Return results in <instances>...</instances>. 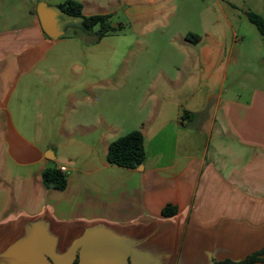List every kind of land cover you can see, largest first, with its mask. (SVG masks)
Returning a JSON list of instances; mask_svg holds the SVG:
<instances>
[{"label": "crops", "instance_id": "1", "mask_svg": "<svg viewBox=\"0 0 264 264\" xmlns=\"http://www.w3.org/2000/svg\"><path fill=\"white\" fill-rule=\"evenodd\" d=\"M40 1L0 0V264H213L264 248V85L215 93L228 65L208 43L207 90L161 74L140 127L145 161L112 164L105 84L74 72L75 41L66 27L46 34ZM79 101L83 121L71 114ZM53 166L65 167L64 189L43 181Z\"/></svg>", "mask_w": 264, "mask_h": 264}, {"label": "rangeland", "instance_id": "2", "mask_svg": "<svg viewBox=\"0 0 264 264\" xmlns=\"http://www.w3.org/2000/svg\"><path fill=\"white\" fill-rule=\"evenodd\" d=\"M41 1L60 4L65 0ZM78 1L87 15L109 14V22L117 28L97 46L93 42L86 46L94 35L82 26L69 24L64 33L75 41L74 72L99 77L105 84L99 106L113 126L107 139L140 129L154 103V80L163 85L161 74L173 79L179 75L184 82L196 80L195 89L205 92L207 87L198 81L207 72L199 69L198 58L210 42L218 43L219 67L228 65V78L223 85L214 86L215 93L223 88L230 94L242 86L264 85V35L247 15L254 11L264 18V0ZM191 33L199 35L202 42L188 37ZM91 57H101L96 69L87 67ZM71 114L76 121H83L84 103L76 102ZM72 136L82 138L80 128H75ZM193 136L205 139V134Z\"/></svg>", "mask_w": 264, "mask_h": 264}, {"label": "trees", "instance_id": "3", "mask_svg": "<svg viewBox=\"0 0 264 264\" xmlns=\"http://www.w3.org/2000/svg\"><path fill=\"white\" fill-rule=\"evenodd\" d=\"M58 7L67 14L73 17L81 18V26L89 33H93L94 41H99L104 36L115 33L117 28L109 22V14H89L83 13V4L78 0H65L58 4ZM248 18L257 26L258 30L264 35V18L254 12H247ZM99 26L97 30H94L95 26ZM188 37L196 40L200 39L197 34H189ZM146 148L144 135L140 129H133L116 139H114L108 148L107 160L118 166L134 168L139 166L145 161ZM43 181L48 187L56 189H64L67 185V178L64 171L60 168L53 166L47 167L42 173ZM176 211V207L168 204L166 205L162 213L164 215H172ZM257 261H264V248L250 253L244 259L240 261H233L230 259L214 260L213 264H251ZM50 264H55L53 260H50ZM72 264H82L76 254Z\"/></svg>", "mask_w": 264, "mask_h": 264}, {"label": "water", "instance_id": "4", "mask_svg": "<svg viewBox=\"0 0 264 264\" xmlns=\"http://www.w3.org/2000/svg\"><path fill=\"white\" fill-rule=\"evenodd\" d=\"M37 12L43 30L52 38L61 36L67 25H78L81 22L80 17H73L58 6L48 5L45 1H40L38 3Z\"/></svg>", "mask_w": 264, "mask_h": 264}, {"label": "built area", "instance_id": "5", "mask_svg": "<svg viewBox=\"0 0 264 264\" xmlns=\"http://www.w3.org/2000/svg\"><path fill=\"white\" fill-rule=\"evenodd\" d=\"M60 169H61L62 171H65V167H64V166L60 167Z\"/></svg>", "mask_w": 264, "mask_h": 264}]
</instances>
